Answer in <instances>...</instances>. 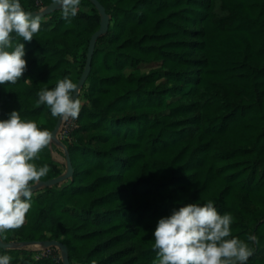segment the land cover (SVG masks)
<instances>
[{"label":"trees","instance_id":"obj_1","mask_svg":"<svg viewBox=\"0 0 264 264\" xmlns=\"http://www.w3.org/2000/svg\"><path fill=\"white\" fill-rule=\"evenodd\" d=\"M54 1L21 3L36 11ZM98 1L109 29L62 141L73 174L32 193L24 222L2 241L60 240L70 264H159L158 220L211 201L232 216L229 239L252 249L247 264H264V0ZM40 19L24 42V75L0 86V119L20 111L52 133L59 118L37 93L64 77L78 83L72 70L83 73L101 18L81 0L69 21L62 9ZM144 63L155 68L142 72ZM31 163L49 166L36 183L66 170L51 145ZM0 254L11 264H63L56 248L40 257L18 248Z\"/></svg>","mask_w":264,"mask_h":264},{"label":"clouds","instance_id":"obj_2","mask_svg":"<svg viewBox=\"0 0 264 264\" xmlns=\"http://www.w3.org/2000/svg\"><path fill=\"white\" fill-rule=\"evenodd\" d=\"M62 18L78 14L81 0H56ZM41 28V19L22 6L21 0H0V86L15 84L27 68L25 43ZM22 38L23 42H16ZM38 103L46 105L54 118L75 120L81 110L78 86L69 77L52 89L37 93ZM52 133L35 121L11 111L0 119V235L20 227L31 206L32 184L47 175V164L37 167L31 161L48 148ZM232 216L221 215L213 202L188 203L161 217L153 232L159 264H247L253 255L245 241L231 236ZM255 237L250 235L249 240ZM0 264L11 258L0 254Z\"/></svg>","mask_w":264,"mask_h":264},{"label":"water","instance_id":"obj_3","mask_svg":"<svg viewBox=\"0 0 264 264\" xmlns=\"http://www.w3.org/2000/svg\"><path fill=\"white\" fill-rule=\"evenodd\" d=\"M90 1L98 10L101 21H100V28L91 37L90 44H89V50H88V54H87L86 66L84 68V71H83L78 83H77L78 98L81 94L83 86L85 85V83H86V81L90 75L92 57H93V53H94L98 38L108 31L109 25H110L109 15H108L105 7L98 0H90ZM57 10H61V6L55 0L54 2L50 3L49 5L41 8L40 10L30 11V12H32L34 16H37L39 18H43V17H46V16L50 15L51 13H53L54 11H57ZM62 122H63V118H59L57 125L52 132V135H53L52 141L57 142L65 150L66 170L62 175H60L56 178L49 179L47 181H42V182L30 185L31 189H32V193L38 191L39 189L45 188V187L57 185V184L61 183L62 181L70 178L73 174V167H72L71 158H70V155L68 153V150H67L66 146L64 145V143L59 141L58 135H59V131L61 129ZM27 244L32 245V246H36V247L43 245L47 248H53V247L58 248V249H60V251L62 253L63 264H70L68 247L66 244H64L60 240L53 239V240H46L43 242L35 241V242L27 243ZM0 247L6 248V249H12V248H14V244L4 243L2 241L1 235H0Z\"/></svg>","mask_w":264,"mask_h":264},{"label":"rangeland","instance_id":"obj_4","mask_svg":"<svg viewBox=\"0 0 264 264\" xmlns=\"http://www.w3.org/2000/svg\"><path fill=\"white\" fill-rule=\"evenodd\" d=\"M152 68H155V64L154 63H144V64L140 65V69H141L142 72H148ZM72 72H73L74 77L79 81V79H80V77H81L82 74L80 75L79 72H78V70H76V69H73ZM126 72L129 73L130 72V69H127ZM78 76H79V78H78ZM66 122H67V120L63 119L61 128L63 127V124L64 123H65V126H66ZM72 123H73V121H72ZM60 131H61V129H60ZM64 139L65 138H63L62 136H59V141L62 142ZM50 145H51L52 150H53V157H54V159L60 160L61 162H59V163H65L66 164L65 150L63 149V147H61L55 141H52ZM14 248L26 249V250H29V251L38 252L39 253L38 257L46 255L52 249V248H47V247H45L43 245H40V247H36V246L29 245L27 243L14 244ZM56 249H57V251L60 254V257L62 259V253H61L60 249H58V248H56Z\"/></svg>","mask_w":264,"mask_h":264},{"label":"built area","instance_id":"obj_5","mask_svg":"<svg viewBox=\"0 0 264 264\" xmlns=\"http://www.w3.org/2000/svg\"><path fill=\"white\" fill-rule=\"evenodd\" d=\"M71 124H72V119L67 120L66 126L64 123L63 127L61 128V131H59L58 136H62L63 138H68V131L70 129Z\"/></svg>","mask_w":264,"mask_h":264},{"label":"crops","instance_id":"obj_6","mask_svg":"<svg viewBox=\"0 0 264 264\" xmlns=\"http://www.w3.org/2000/svg\"><path fill=\"white\" fill-rule=\"evenodd\" d=\"M55 160H56V159H55ZM56 161H57V162H61V161H60V160H58V159H57Z\"/></svg>","mask_w":264,"mask_h":264},{"label":"bare ground","instance_id":"obj_7","mask_svg":"<svg viewBox=\"0 0 264 264\" xmlns=\"http://www.w3.org/2000/svg\"><path fill=\"white\" fill-rule=\"evenodd\" d=\"M38 247H40V246H38Z\"/></svg>","mask_w":264,"mask_h":264}]
</instances>
